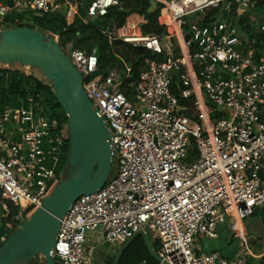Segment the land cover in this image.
<instances>
[{"label": "built area", "instance_id": "1", "mask_svg": "<svg viewBox=\"0 0 264 264\" xmlns=\"http://www.w3.org/2000/svg\"><path fill=\"white\" fill-rule=\"evenodd\" d=\"M155 1L167 19L164 35L144 33L137 24L129 33L106 29L111 40L164 56L145 59L139 79L130 83L133 100L122 86L131 66L103 76L97 74V49L61 44L112 132L118 164L104 187L79 197L66 213L52 251L56 264H93L91 231H101L111 245L152 231L168 264H250L261 257L243 222L264 207V55L237 22L264 0ZM120 5L92 0L82 15V0H0V20L12 10H31L87 23ZM259 28L264 32V14ZM172 71L179 72V82ZM66 147L61 121L33 103L0 109V247L65 177ZM227 217L232 242L240 240L234 259L204 251L201 243L217 238Z\"/></svg>", "mask_w": 264, "mask_h": 264}, {"label": "water", "instance_id": "2", "mask_svg": "<svg viewBox=\"0 0 264 264\" xmlns=\"http://www.w3.org/2000/svg\"><path fill=\"white\" fill-rule=\"evenodd\" d=\"M158 9V2L150 0L149 12ZM63 17L64 13L60 12ZM202 25V23H201ZM114 22L110 23V30ZM189 39V35L186 36ZM76 44V41L73 43ZM100 57V49L96 50ZM22 64L38 68L52 82L55 97L67 115L70 135L69 169L66 176L38 208L0 247V264H28L42 255L46 264H56L52 251L61 223L66 213L85 194H92L104 187L112 172V132L104 117L98 114L84 89V75L63 50L60 41L51 35L28 26L0 29V64ZM171 75L179 79V72ZM227 217L219 227L217 238L203 237L204 251L219 250L223 257L234 259L240 240L229 243ZM143 237L155 260L163 262L154 249L149 232L141 230L121 245L113 264H120L121 257L130 244Z\"/></svg>", "mask_w": 264, "mask_h": 264}, {"label": "trees", "instance_id": "3", "mask_svg": "<svg viewBox=\"0 0 264 264\" xmlns=\"http://www.w3.org/2000/svg\"><path fill=\"white\" fill-rule=\"evenodd\" d=\"M82 1H84L85 6L81 9V13L86 15L87 7L92 0ZM149 7L150 0H121V5L111 8L105 16L91 19L87 23L77 17L71 24L59 13L38 14L31 10H12L4 19L0 20V27L28 26L51 36L56 34L59 35V41L62 45L76 41L75 46L87 53H92L99 48L100 57L97 74L107 76L113 68L124 69L125 65L132 67V72L129 77L124 79L122 86L126 95L133 100L135 90L130 86V83L139 79L145 66V59L163 60L164 56L156 55L149 49L136 47L121 39L111 40L106 29L110 26L111 21L114 22L115 28H118L129 16L138 14L146 20L142 25L144 33L164 35L167 19L161 14V9L151 13ZM234 14L236 15L235 12ZM263 14L264 2H261L255 12L241 14L237 22L243 33L249 37L257 38L258 56L264 55V32L259 28ZM31 103L35 105L38 112L57 117L61 121L62 133L66 140L67 153H69L70 135L67 115L55 97L52 82L20 68H0V109L5 106L28 107ZM159 246V241H154L153 247L156 251L159 250ZM113 260L114 257L107 259L105 264H113ZM143 260H147L151 264H159L149 252L144 238L138 237L125 250L120 264H141ZM262 263L264 264V259ZM28 264L40 263L32 260Z\"/></svg>", "mask_w": 264, "mask_h": 264}, {"label": "rangeland", "instance_id": "4", "mask_svg": "<svg viewBox=\"0 0 264 264\" xmlns=\"http://www.w3.org/2000/svg\"><path fill=\"white\" fill-rule=\"evenodd\" d=\"M145 22H146V20H145ZM145 22H142V21H141V23H140V22H139L138 20H136L135 18H134V19H126V21H125L120 27L117 28V30H118L117 33H129V32H133V31H134V27H135L136 24L139 25L140 28H141V30H142V25H143V23H145ZM131 23H133V24H132L133 26L131 25ZM142 31H143V30H142ZM3 65H4V64H0V67H2ZM6 67L20 68V69H23V70L27 71L28 73L33 72V73H35L36 75H38L39 77L48 80V79L43 75L42 71H41L40 69H38V68H33V67H30V66H25V65H22V64H19V63H16V64H9V65L6 66ZM49 81H50V80H49ZM117 161H118L117 158H115L114 161H113L112 172H111V175H110V176H113V175L116 173V171H117V164H118ZM68 169H69V168H68ZM67 172H68V171H67ZM67 172H66V174H67ZM65 176H66V175H65ZM255 211H256V213H255L256 217L254 218V215H253V214L250 215V216H248V217L246 218V220H245L246 223L244 222V223H245L244 225H245L246 228L248 227L250 230H252V228H253L254 230H255V229H258V230H259V228L264 229V218H263L264 213H262V211H261L259 208H255L254 212H255ZM22 225H23V224H21V225L19 226V228H21ZM226 231H227L228 234H229V242H232V240H233V238H234V232L232 231L231 226H227ZM149 234H150L151 237L153 236V232H152V231H150ZM249 236H250V235H249ZM249 245H250V247H251V249H252L253 251L256 250V249H254V246H253V242H252V240H251V237H250V239H249ZM118 248H119V247H118ZM118 248L110 249L109 244L99 242L98 245L96 246L95 252H94V254H93V264H104V260H105L106 258H108V259H111V258H112V259H113V257L115 256V254H116ZM262 250H264V243H263V247H262V249H261L260 251H262ZM197 252H198V253H201L202 251H199V250L197 249ZM33 260H35L36 263H40V264H41V263H46V259H45V257L42 256V255L37 256V257H36L35 259H33Z\"/></svg>", "mask_w": 264, "mask_h": 264}, {"label": "crops", "instance_id": "5", "mask_svg": "<svg viewBox=\"0 0 264 264\" xmlns=\"http://www.w3.org/2000/svg\"><path fill=\"white\" fill-rule=\"evenodd\" d=\"M134 18L136 20H139V19L144 18V17L141 16V15H138V14H132L127 19H134ZM257 208H259L262 211V213H264V207H257ZM255 213H256V211L253 212L254 218L256 217ZM263 218H264V216H263ZM245 220H246V218L244 219V222H245ZM246 230H247L248 234L250 235L249 237H251V240L253 242L254 249H256L255 251H253V250L252 251L254 252V254H256L258 256L259 255L261 256V257H257V258H252L250 260V264H263L262 261L264 259V250H262V251H260V250L262 249L263 243H264V229L259 228V230L258 229H255L254 230L252 228V230H250L247 227ZM150 239H151L152 245H153L154 241H157L156 238L154 237V235L152 237L150 236ZM88 241H89V243L95 244L96 246L98 245L99 242H101V243H107L104 240V237H103V234H102L101 231H91V232H89V234H88ZM107 244H109V243H107ZM109 246H110V249H115V248H118V247L120 248L121 247V245H111V244H109ZM107 259L108 258H106L104 260V264H105V262H106Z\"/></svg>", "mask_w": 264, "mask_h": 264}]
</instances>
